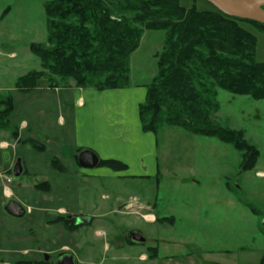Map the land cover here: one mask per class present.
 I'll use <instances>...</instances> for the list:
<instances>
[{
    "label": "rangeland",
    "instance_id": "374dc122",
    "mask_svg": "<svg viewBox=\"0 0 264 264\" xmlns=\"http://www.w3.org/2000/svg\"><path fill=\"white\" fill-rule=\"evenodd\" d=\"M46 1L0 0V98L12 94L16 100L10 128L0 130V144L4 146V150L0 149V174L12 179L9 187L13 195H4L6 179L0 177V205L16 198L26 207L32 206L31 216L45 211L59 213L62 208L70 213L108 214L95 222L96 231L122 235L124 231L137 230L146 238L144 244L124 242L121 246L115 235L103 239L96 233L91 242L95 246L92 258L79 264H152L139 259L143 253L149 255L152 247L159 248V264H259L264 253V100L223 90L218 95L221 108L217 121L224 127L244 130L246 138L261 153L253 170L241 172V154L229 144L195 136L181 128L164 127L158 134V178H111L103 174L89 177L88 172L99 173L100 168L81 169L73 158L75 145L69 127L72 105L62 98L64 90L41 94V89L51 87L48 78L40 80L37 93L17 94L14 88L19 77L32 70L42 71L30 45L46 41ZM197 7L207 10L213 5L197 0ZM8 8L10 11L5 13ZM243 26L258 37L257 57L264 62V32L249 24ZM164 41L163 31L143 34L141 45L132 56L131 82L141 83L154 77V54L162 50ZM58 84L65 88L75 85L72 80ZM60 116L67 121L65 127L61 126ZM24 123L28 129L22 128ZM31 129L49 139L42 151L24 144ZM16 130L23 139L18 148L13 141ZM7 153L9 161L12 155L23 159L29 174L15 176L6 160ZM154 204L156 208L152 210ZM247 204L258 213H253ZM114 207L117 211L111 212ZM149 213L158 216L157 223L144 219ZM163 217H172L173 222L158 223ZM110 221H115L117 228L104 227ZM19 223L0 213V241L5 229L18 232ZM23 236L14 244L18 245ZM107 241L111 246L108 252ZM3 243L10 246L12 242ZM24 248L22 244L21 249Z\"/></svg>",
    "mask_w": 264,
    "mask_h": 264
},
{
    "label": "trees",
    "instance_id": "16d2710c",
    "mask_svg": "<svg viewBox=\"0 0 264 264\" xmlns=\"http://www.w3.org/2000/svg\"><path fill=\"white\" fill-rule=\"evenodd\" d=\"M45 14L46 41L30 45L42 71L19 77L18 92L36 90L43 78H48L51 87L72 80L81 89L125 88L130 85V59L143 34L163 31L157 72L140 106L143 130L157 133L164 127H177L195 136L216 138L241 154L242 173L256 167L261 157L257 146L244 130L222 126L216 114L221 108L219 90L264 100L259 39L243 26L264 32V24L231 17L215 6L200 10L197 0H47ZM15 107L13 95L0 98V130L10 128ZM26 142L44 149L35 140ZM100 165L126 169L116 160H101ZM247 207L258 213L253 206ZM166 221L173 219L161 220ZM157 255V249H150V258ZM259 264H264V253Z\"/></svg>",
    "mask_w": 264,
    "mask_h": 264
},
{
    "label": "crops",
    "instance_id": "0c3cea01",
    "mask_svg": "<svg viewBox=\"0 0 264 264\" xmlns=\"http://www.w3.org/2000/svg\"><path fill=\"white\" fill-rule=\"evenodd\" d=\"M141 45V44H140ZM12 52V51H11ZM134 52L132 56L135 54ZM156 54L154 57L156 58ZM132 56L130 59V66L132 62ZM12 59L11 57H9ZM157 59V58H156ZM131 75V70H130ZM155 76V75H154ZM146 80L145 82H131L130 85L121 88V89H110V90H96L93 88L81 89L75 87V85H69L67 88L64 86H60L57 84L55 87H48L45 89H41V94H48L49 92L61 93L63 90V96L65 100L67 99L72 105V121L69 122V127L73 130L74 145L75 150L73 154V158L75 162L81 169L78 163V154L83 150H92L94 151L100 161L101 160H116L120 163L126 165L125 172H119V170H114L109 167L101 166L100 164L96 168H100L99 173H87V176L92 177L96 176L95 174H103L106 177L111 178H122V176H130V177H157L160 174V157L158 155L159 149V140L158 134L153 132H145L142 128L141 118H140V106L146 101L147 97V85L151 82V80ZM16 83V82H15ZM15 88V84H14ZM15 92L16 89H15ZM32 92H38L37 89ZM31 92V93H32ZM30 93V92H29ZM26 93V94H29ZM17 94H21L18 92ZM24 94V93H23ZM12 95V94H11ZM14 100H15V96ZM16 105V100H15ZM60 123L62 127H65L67 121L64 117L60 116ZM11 126V124H10ZM60 127V126H59ZM23 129H28L27 123L22 125ZM163 129V128H162ZM185 131V130H184ZM17 138H14V143L16 147L20 145L23 141L20 132H17ZM38 132L30 130V137L27 140H35L40 141L43 145L44 142H48V138H43L41 135L35 134ZM32 135V136H31ZM26 140V141H27ZM24 141L25 145L31 146L28 142ZM45 145V144H44ZM4 146L0 144V149H3ZM6 160L9 161L8 153L6 154ZM56 159H59L57 156ZM135 161V162H134ZM10 162V169L14 173V169L17 163L20 162L22 170L21 174H29V168L23 159L18 157V155H12V160ZM12 164V165H11ZM137 166V167H136ZM126 173L127 171H129ZM123 171V170H121ZM126 173V174H125ZM134 174V175H131ZM262 175V174H260ZM21 187V185H19ZM4 195L5 189H4ZM13 195V192H12ZM10 195V196H12ZM10 196L8 198H10ZM17 201L24 205L23 202L17 199ZM150 203H148V210H150ZM32 209V206H27ZM143 207H146L143 204ZM156 205L152 207V210H155ZM44 211V209H43ZM62 217H67L68 214H79L80 212H69L71 210L60 209L59 210ZM117 208L114 207L111 212H116ZM90 216H92L95 221L100 218H105L108 214H92L87 212ZM148 214L144 219L147 222L157 223V217L154 213ZM166 218V217H163ZM172 218V217H170ZM71 222V220H70ZM111 222V221H110ZM115 222V221H113ZM159 220L158 223H160ZM173 222V221H172ZM111 225V224H105ZM97 235L103 236L105 238V230L97 231ZM116 238V243L119 245H123L125 242L120 234L110 233L109 236H114ZM113 238V237H112ZM18 242V241H16ZM27 244V241L21 240L17 245L18 249L20 245ZM76 243H68L67 245L74 246ZM106 252L111 250L110 243L107 241ZM25 249V248H24ZM76 249L79 250L78 244ZM151 249H157L158 255L154 258H150L147 254H142L140 261L144 262L149 260L152 264H159L157 262L159 257V248L152 247ZM153 252H155L153 250ZM94 254V250L91 252L84 253L81 251L79 257L77 258L80 263L82 260L87 258L91 259V254ZM95 256V255H94ZM114 260H117L114 257ZM10 264V263H7Z\"/></svg>",
    "mask_w": 264,
    "mask_h": 264
},
{
    "label": "flooded vegetation",
    "instance_id": "af4514ba",
    "mask_svg": "<svg viewBox=\"0 0 264 264\" xmlns=\"http://www.w3.org/2000/svg\"><path fill=\"white\" fill-rule=\"evenodd\" d=\"M12 200L17 201L16 198H11L0 205V213L7 220H19L20 228L18 232L5 229L6 232L0 241V264H62L64 254L68 253L73 254L76 264H79L77 258L81 251L86 253L95 249L94 244L91 242L97 233L95 229L96 221L88 213L68 214L64 218L58 212L49 214L45 211L39 215L40 217L38 215L31 216L34 212L33 209L21 204L22 209L16 212V206L12 205ZM110 224L106 225V228H110V230L117 228L114 222H110ZM135 231L137 230L122 232L121 236L126 244L131 243L130 233ZM7 233H9V236L6 235ZM105 235V238H108L107 231H105ZM19 236H23L20 240L27 241L26 246L24 245L25 249H21V245L18 249V246L15 245L14 241H17ZM2 241L12 243L8 246L5 243L2 244ZM72 242L76 244L74 246L67 245ZM77 244L79 250L76 249ZM150 249H148L149 252Z\"/></svg>",
    "mask_w": 264,
    "mask_h": 264
},
{
    "label": "water",
    "instance_id": "95a60500",
    "mask_svg": "<svg viewBox=\"0 0 264 264\" xmlns=\"http://www.w3.org/2000/svg\"><path fill=\"white\" fill-rule=\"evenodd\" d=\"M211 3L223 13L239 19L256 21L264 24V0H204ZM78 163L85 169L96 168L100 164L98 155L92 150H83L78 154ZM21 164L17 163L14 169V175L20 176ZM12 205L16 206L15 211L21 210V204L18 201L12 200ZM130 241L133 244H144L146 238L140 231L130 233ZM62 264H76V259L73 254H64L61 261ZM60 264V263H59Z\"/></svg>",
    "mask_w": 264,
    "mask_h": 264
},
{
    "label": "built area",
    "instance_id": "2783aa9c",
    "mask_svg": "<svg viewBox=\"0 0 264 264\" xmlns=\"http://www.w3.org/2000/svg\"><path fill=\"white\" fill-rule=\"evenodd\" d=\"M0 177H3L6 179V184H5L4 188H5L6 195L9 197L10 195H12V190L9 187V184L12 183V179L9 178V176H3L2 174H0Z\"/></svg>",
    "mask_w": 264,
    "mask_h": 264
}]
</instances>
